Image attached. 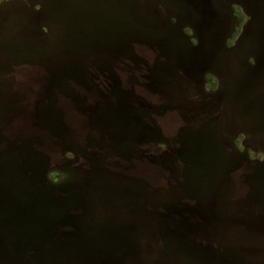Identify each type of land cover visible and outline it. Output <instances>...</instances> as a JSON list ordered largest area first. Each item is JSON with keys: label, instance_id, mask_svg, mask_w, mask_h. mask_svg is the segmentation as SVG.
<instances>
[{"label": "rangeland", "instance_id": "1", "mask_svg": "<svg viewBox=\"0 0 264 264\" xmlns=\"http://www.w3.org/2000/svg\"><path fill=\"white\" fill-rule=\"evenodd\" d=\"M5 169L0 264H264V0H0Z\"/></svg>", "mask_w": 264, "mask_h": 264}, {"label": "trees", "instance_id": "2", "mask_svg": "<svg viewBox=\"0 0 264 264\" xmlns=\"http://www.w3.org/2000/svg\"><path fill=\"white\" fill-rule=\"evenodd\" d=\"M4 165V163H3ZM62 172L65 173V171L62 168H59V166L50 163V161L47 162V165L43 169L42 173L44 174L45 181L49 182H55L59 181L62 175ZM11 173L10 170L5 169L2 172H0V182L2 184H5L7 187V184H12L13 180L11 179ZM33 178L31 171H26L20 174L18 177L19 182L22 183H28L31 182V179ZM9 187V186H8Z\"/></svg>", "mask_w": 264, "mask_h": 264}, {"label": "water", "instance_id": "3", "mask_svg": "<svg viewBox=\"0 0 264 264\" xmlns=\"http://www.w3.org/2000/svg\"><path fill=\"white\" fill-rule=\"evenodd\" d=\"M40 197H42V195H39ZM44 197V196H43Z\"/></svg>", "mask_w": 264, "mask_h": 264}]
</instances>
